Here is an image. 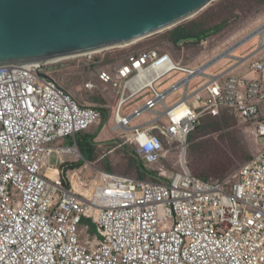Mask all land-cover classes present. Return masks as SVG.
<instances>
[{"label":"built area","instance_id":"built-area-1","mask_svg":"<svg viewBox=\"0 0 264 264\" xmlns=\"http://www.w3.org/2000/svg\"><path fill=\"white\" fill-rule=\"evenodd\" d=\"M210 64L144 50L85 84L118 95L116 130L129 129L138 157L158 172L155 181L103 172L91 191L69 164L83 159L77 135L100 110L80 105L48 65L0 66V264H264V150L220 181L193 175L186 160L201 118L226 109L264 138V60L250 67L256 78L231 67L210 74ZM163 138L179 143L176 171L162 164L174 149Z\"/></svg>","mask_w":264,"mask_h":264},{"label":"rangeland","instance_id":"rangeland-1","mask_svg":"<svg viewBox=\"0 0 264 264\" xmlns=\"http://www.w3.org/2000/svg\"><path fill=\"white\" fill-rule=\"evenodd\" d=\"M228 1L230 0H215L195 18L182 23V25H187L195 20H202L207 27H213L228 20V26L225 29L206 37L200 43L174 47L167 41L169 31H166L135 41L128 46L110 48L93 56L82 57L81 55V57L77 56L60 60L55 64H48L47 71L50 76L80 105L102 108L108 113L107 120L103 125L102 120L104 119L102 117L101 121L87 132V134H92L101 128L99 136L93 138V144L90 146L93 148L92 159L90 160L89 154L82 148L81 141H84V137H77V144L86 160L82 159L69 164L71 169L76 170L81 182L87 185L85 188L88 191H91V188L98 183V176L103 172L139 180L142 179L143 174L137 160L141 159L132 148L129 140L131 137L129 129L126 130L129 131L126 134L125 130H116L114 127L116 104L119 102L118 95L113 93L112 89L108 90L105 87L88 90L85 88V84L89 81H97L99 84V71H108L113 68L111 66L127 60L133 52L143 50L154 49L169 52L178 62L186 65L197 66L202 63H209L208 61L214 57L213 52L216 49L223 46L220 52L230 50L229 46L226 47L229 43H234L235 40L240 41L241 35L251 32L264 22V4L257 9L252 5H246L231 10L226 5ZM247 45L240 48L241 50L239 49L235 55L242 53ZM228 53L230 57L228 56V59H223L217 63L212 71L234 64L235 60L231 59L233 58L232 50ZM207 56L209 58L205 59ZM91 57H93V61L88 64L87 59H92ZM231 68H235V66ZM180 77V75L174 74L170 79H165L164 83L169 85ZM157 88L161 90L159 86ZM149 98H151V94L145 93L144 99L139 98L128 103L121 114L127 115L135 109L136 105L143 104ZM163 140L167 151L172 147L174 149L167 154L168 158L162 164L167 169L176 171L178 170L176 161L179 154L175 148L179 146V143L172 145L167 139L163 138ZM75 142L76 138H69L64 144L72 145ZM263 150L264 138L255 137L249 126L245 125L239 117L237 119L231 114H224L217 120L205 118L200 120L194 133L187 139L186 160L193 175L204 180L220 181L238 171L247 161ZM55 159V155L52 156V164H55ZM84 224L90 227L91 234L101 237V232L92 220H85Z\"/></svg>","mask_w":264,"mask_h":264},{"label":"water","instance_id":"water-1","mask_svg":"<svg viewBox=\"0 0 264 264\" xmlns=\"http://www.w3.org/2000/svg\"><path fill=\"white\" fill-rule=\"evenodd\" d=\"M214 1L0 0V66L51 64L124 47L195 18ZM263 32L264 24L236 44Z\"/></svg>","mask_w":264,"mask_h":264},{"label":"trees","instance_id":"trees-1","mask_svg":"<svg viewBox=\"0 0 264 264\" xmlns=\"http://www.w3.org/2000/svg\"><path fill=\"white\" fill-rule=\"evenodd\" d=\"M263 4H264V0H232V1L230 0L226 3L228 8H230L231 10H236V8H241V7L246 6V5H252L253 7H255L257 9L258 7H261V5H263ZM227 26H228V20L222 21L221 23L216 24L213 27H207L206 24L202 20H195V21H193L187 25L181 24V25L169 30V32L167 33V41L170 44H172L174 47H181V46H183L185 44H189V43L197 44V43L202 42L206 37H209L216 32L218 33L219 31H222ZM139 52H141V51H139ZM139 52H133L132 54H137ZM163 52H165V51H163ZM98 110H100L102 117L104 119V120H102V125H103L104 122L107 120L108 113L106 112L105 109H102V108H98ZM224 114H231V116L238 119V117L233 112H231L230 110H227V109L222 112L220 117L212 118L209 116H205L202 118L217 120L218 118H221ZM225 117H223V118H225ZM196 128H197V126H196ZM100 131H101V128H98L92 134H87L88 131H86L84 133L77 135V137H84V141H81L82 142L81 145H82V148L85 149V151L89 154L90 160L92 159V151H93V148L90 147L93 144L92 140H93V138L99 136ZM194 131L189 135V137L194 133ZM137 160L140 164L139 167H140V170L142 171V174H143L141 177L142 178L141 180H146L149 177L151 178L149 180L155 181L158 179V172L156 169H153V168L146 166V164L142 160H139V159H137ZM145 176H147V177L145 178Z\"/></svg>","mask_w":264,"mask_h":264},{"label":"crops","instance_id":"crops-1","mask_svg":"<svg viewBox=\"0 0 264 264\" xmlns=\"http://www.w3.org/2000/svg\"><path fill=\"white\" fill-rule=\"evenodd\" d=\"M264 24V22L259 25L258 27H256L255 29L251 30V32H246L244 33V35H241L243 38L245 36H247L248 34L252 33L253 31H255L257 28L261 27ZM235 39V38H234ZM236 41V40H235ZM234 41V42H235ZM252 42V43H250ZM250 43V44H249ZM232 43H229L226 47H228L229 45H231ZM248 44V45H247ZM246 46V48L242 51V53L235 55V53L242 48L243 46ZM225 47V48H226ZM223 46L219 47L218 49H216L213 52V55L216 57L220 51H222ZM241 50V49H240ZM231 51V50H230ZM232 56L233 60H235L234 64L229 66V67H224L223 69H228L232 66H236L235 68H231V70H233L232 72L238 75H247L249 77H253L256 78L258 76L257 73L253 72L250 70V67L252 65V63L254 62H258V61H262L264 60V32L261 34H259L257 37L251 39L250 41H248L247 43H245L244 45H241L240 47H238L237 49H233L232 51ZM209 56H207L205 59H208ZM229 57H224L223 59H228ZM222 59V60H223ZM222 60H220L219 62H221ZM218 62V63H219ZM216 66V64L214 66L209 67L208 69V73L210 74H215L217 71H212V69ZM222 70V69H220Z\"/></svg>","mask_w":264,"mask_h":264},{"label":"bare ground","instance_id":"bare-ground-1","mask_svg":"<svg viewBox=\"0 0 264 264\" xmlns=\"http://www.w3.org/2000/svg\"><path fill=\"white\" fill-rule=\"evenodd\" d=\"M258 36V35H257ZM132 43H134V42H132ZM128 45H131V43L130 44H128ZM128 45H126V46H128ZM244 45V44H243ZM241 46V45H240ZM240 46H236V47H234V49L236 48H238V47H240ZM106 50H108V49H106ZM230 50H232V48L230 49ZM102 51H105V50H100V51H97V52H89V53H86V54H90V55H93V54H97V53H100V52H102ZM233 51V50H232ZM86 54H84V55H82V57H84ZM81 57V56H80ZM86 57V56H85ZM224 57H226V56H223V57H221V58H224ZM75 58V57H74ZM60 60H57V61H55V62H52V63H56V62H59ZM51 63V64H52ZM41 65H48L47 63H42ZM208 67V66H207ZM127 132H129V131H127ZM130 133V132H129ZM73 151L74 152H76V154H77V159L79 160L80 159V157H81V151H80V149H77V147L75 148V149H73ZM50 170V174H51V176H53V175H57L58 174V172L57 171H54V169H49Z\"/></svg>","mask_w":264,"mask_h":264},{"label":"clouds","instance_id":"clouds-1","mask_svg":"<svg viewBox=\"0 0 264 264\" xmlns=\"http://www.w3.org/2000/svg\"><path fill=\"white\" fill-rule=\"evenodd\" d=\"M246 37V36H245ZM244 38V37H243ZM242 39V38H241ZM240 39V40H241ZM239 42V40L238 41H235L234 43H232L231 45H229V47L228 48H231L233 45H235L236 43H238ZM227 50H229V49H227ZM226 50V51H227ZM226 51H223V52H220V53H217L218 55L216 56V57H218L219 55H222V54H224ZM94 55V54H93ZM93 55H90V54H86L85 56H93ZM173 57V56H172ZM216 57L214 56L213 58H211L210 59V61H208L209 62V64L212 62V61H215L216 60ZM220 57V56H219ZM88 60V64H90V63H92V61H93V57H92V60L91 61H89V59H87ZM213 63V62H212ZM210 64L208 67H211V66H214L215 64H217V63H215V64ZM207 65L208 63H202L201 65ZM200 65V66H201ZM198 66V65H197ZM113 66H111V68H112ZM194 67H196V66H194ZM117 105V104H116ZM89 107H92V106H89ZM94 108H96V107H94ZM98 109V108H97ZM115 127V126H114ZM127 134V133H126ZM78 148H79V146H78ZM82 153V152H81ZM83 154V153H82ZM83 158V157H82Z\"/></svg>","mask_w":264,"mask_h":264}]
</instances>
